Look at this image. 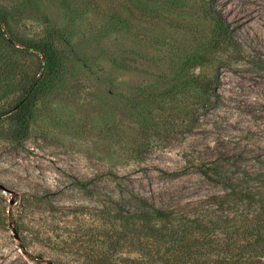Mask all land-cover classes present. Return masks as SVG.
Segmentation results:
<instances>
[{"label": "rangeland", "instance_id": "rangeland-1", "mask_svg": "<svg viewBox=\"0 0 264 264\" xmlns=\"http://www.w3.org/2000/svg\"><path fill=\"white\" fill-rule=\"evenodd\" d=\"M0 16V264H235L264 215V0H0ZM40 40L61 68L18 133Z\"/></svg>", "mask_w": 264, "mask_h": 264}, {"label": "trees", "instance_id": "trees-1", "mask_svg": "<svg viewBox=\"0 0 264 264\" xmlns=\"http://www.w3.org/2000/svg\"><path fill=\"white\" fill-rule=\"evenodd\" d=\"M210 3L211 1L209 2L208 7L210 17L216 22L220 29L226 30L228 28L227 21H225L221 14L216 10L213 3ZM219 43V36H215L211 39L209 45L215 48L219 46ZM27 49L39 52L40 65L36 78L23 89L24 92L21 95V98L11 107V112L15 114L18 123V127L16 128L18 133H22L28 125V119L30 116L28 105L32 96L46 91L52 85V81L58 76L61 68L59 50H57L51 41L40 40L38 42H30L27 44ZM211 169L214 174L219 175L214 166ZM231 193L237 194V190L234 186L231 188ZM133 199L140 203H146L147 201L143 196H133ZM246 217L249 216L247 215ZM250 220L257 224L256 228L252 230L247 227L246 231L248 237L242 245L246 252H240L238 255L239 259L235 264H264V215L263 213L255 214ZM240 258L242 259L240 260Z\"/></svg>", "mask_w": 264, "mask_h": 264}]
</instances>
